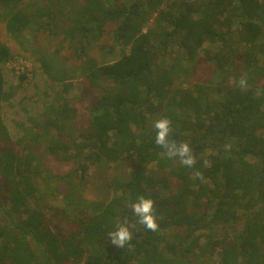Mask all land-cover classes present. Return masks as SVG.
<instances>
[{
  "label": "trees",
  "instance_id": "trees-1",
  "mask_svg": "<svg viewBox=\"0 0 264 264\" xmlns=\"http://www.w3.org/2000/svg\"><path fill=\"white\" fill-rule=\"evenodd\" d=\"M0 20L65 94L80 75L103 92L86 131L72 132L78 108L62 94L13 140L0 69V264H264V0H0ZM43 33L76 60L47 50ZM106 34L109 44L99 43ZM116 44L129 50L104 59ZM96 46L103 61L90 53ZM15 57L0 41V64ZM201 61L214 65L207 80L175 83ZM162 117L172 121L171 138L192 147L194 167L155 143ZM44 155L76 167L57 175ZM126 160L132 178L112 177L111 198L83 196L93 164ZM57 179L66 185L62 205H40L61 193ZM141 194L156 201L158 231L132 212ZM125 221L133 239L114 246L108 233Z\"/></svg>",
  "mask_w": 264,
  "mask_h": 264
},
{
  "label": "rangeland",
  "instance_id": "rangeland-1",
  "mask_svg": "<svg viewBox=\"0 0 264 264\" xmlns=\"http://www.w3.org/2000/svg\"><path fill=\"white\" fill-rule=\"evenodd\" d=\"M77 1L82 2L83 0ZM52 28L55 29L56 26H53ZM61 35V33H59L58 36L55 34L53 37L54 41H57L58 37H61ZM42 36L43 39L41 43L46 45L47 50H49L56 57L66 62L69 61L70 63L76 60L73 49L68 47L67 43L56 46L55 44H49L53 40H49L45 33H43ZM0 41L9 45L12 51L16 54L15 58L6 63L0 64V69L2 70L1 73L4 77V87L9 94L8 98L2 102L3 121L7 127L9 136L13 138V140L18 139V137L22 134L21 124H30V118H28L29 115L41 112L46 104L55 101L56 98L62 94L69 97L78 108L77 117L71 125L72 132L80 134L81 132L86 131V128H89L90 120L89 106L97 102L103 93L102 90L97 87H91L88 78L80 75L71 81L70 88L65 94L63 83L49 79L40 67V64L34 60L30 51L21 52V48L18 46L16 41L8 36L5 25L1 20ZM35 43L39 44L38 40H35ZM99 43L109 44L108 34L104 35ZM114 49H117V53L115 52L109 58H104L101 55V49L99 46L90 49V53L96 56L100 61H103L104 59L114 60V58H116L122 50H124V52L129 50L128 47L124 46L121 48V45L118 44L114 46ZM212 68L214 69L213 64L201 61L198 66H196V71L194 72L193 70V72H191L193 74L190 76L183 74L175 81V83L183 82L182 86L189 87L191 83L205 81L211 76ZM22 73L27 74V79L22 84H19V75ZM261 81L264 82V78H262ZM43 161L44 164L51 168L57 175L65 174L76 167L74 161H63L56 158L54 155H44ZM131 166L132 163L130 160L116 163L102 161L100 163L93 164L88 176L85 178V182L81 186L83 196L87 199L111 198L113 190L109 186L110 180L114 176L132 178ZM55 181L58 184L61 193L58 191H56V193H51L52 197L42 200L40 205L45 207L62 205V192L65 191L66 185H64L65 182H63V179H57ZM1 185L4 186L5 184L0 182V187ZM155 189L160 193L163 192L159 186L155 187ZM4 195H6L5 189L0 191V199H4ZM2 201L5 202L4 204L7 208L10 207L6 201ZM52 213V211L48 210V214L52 215ZM4 217L5 216L0 210V220H3ZM51 218L58 225L62 224L64 230L70 228L68 224L69 221H67L68 219L65 220L64 217L60 216H52ZM29 239L32 242L33 238L31 235H29Z\"/></svg>",
  "mask_w": 264,
  "mask_h": 264
},
{
  "label": "clouds",
  "instance_id": "clouds-1",
  "mask_svg": "<svg viewBox=\"0 0 264 264\" xmlns=\"http://www.w3.org/2000/svg\"><path fill=\"white\" fill-rule=\"evenodd\" d=\"M238 87L244 90L247 87V80L241 78ZM172 121L162 117L153 122L155 129V143L162 148L169 159L179 158L181 165L185 167H194L196 157L194 151L188 142H177L172 139ZM199 175V174H198ZM202 178V176H201ZM156 201L151 196L138 195L136 202L132 204V212L138 217V222L150 231H158L159 224L155 215ZM111 243L114 246L126 248L133 239V233L125 221L117 225L114 231L108 233Z\"/></svg>",
  "mask_w": 264,
  "mask_h": 264
}]
</instances>
